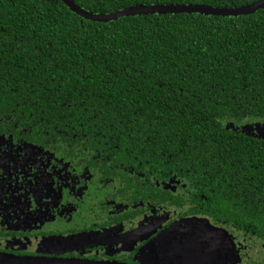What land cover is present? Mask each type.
I'll use <instances>...</instances> for the list:
<instances>
[{
    "label": "trees",
    "instance_id": "1",
    "mask_svg": "<svg viewBox=\"0 0 264 264\" xmlns=\"http://www.w3.org/2000/svg\"><path fill=\"white\" fill-rule=\"evenodd\" d=\"M74 1L111 14L138 4L232 8L260 0ZM6 99L40 115L48 101H68L71 111L55 109L124 133L127 142L156 135L173 160L194 164L190 172L202 186L244 205V223L264 227V139L231 129L264 125V10L100 23L63 0H0V100Z\"/></svg>",
    "mask_w": 264,
    "mask_h": 264
},
{
    "label": "flooded vegetation",
    "instance_id": "2",
    "mask_svg": "<svg viewBox=\"0 0 264 264\" xmlns=\"http://www.w3.org/2000/svg\"><path fill=\"white\" fill-rule=\"evenodd\" d=\"M47 103L40 115L0 100V264H264V227L167 142H127Z\"/></svg>",
    "mask_w": 264,
    "mask_h": 264
},
{
    "label": "water",
    "instance_id": "3",
    "mask_svg": "<svg viewBox=\"0 0 264 264\" xmlns=\"http://www.w3.org/2000/svg\"><path fill=\"white\" fill-rule=\"evenodd\" d=\"M68 8L76 13L81 18L100 23H109L117 21L123 17H134L142 15H167V14H200L205 16L216 17H239L255 14L261 10H264V0H260L256 3L241 7L232 8H219L208 5H174V4H158V5H146L138 4L132 7L125 8L123 10L116 11L111 14H95L89 12L79 6L74 0H63ZM232 127H234L232 125ZM230 128V127H229ZM243 132L250 137H257L264 139V125L249 124L245 125Z\"/></svg>",
    "mask_w": 264,
    "mask_h": 264
}]
</instances>
